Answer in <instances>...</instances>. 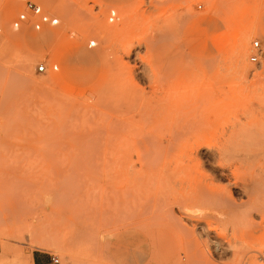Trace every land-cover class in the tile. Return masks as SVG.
<instances>
[{
	"label": "rangeland",
	"instance_id": "rangeland-1",
	"mask_svg": "<svg viewBox=\"0 0 264 264\" xmlns=\"http://www.w3.org/2000/svg\"><path fill=\"white\" fill-rule=\"evenodd\" d=\"M174 110L210 121L213 156L192 173L252 207L242 230L260 240L249 255L263 258L264 0H0V253L25 261L46 251L59 264H264L233 261L222 229L201 239L215 263L169 238L174 220L195 222L152 193L196 150L165 155L135 124ZM215 238L227 245L219 253Z\"/></svg>",
	"mask_w": 264,
	"mask_h": 264
},
{
	"label": "bare ground",
	"instance_id": "bare-ground-1",
	"mask_svg": "<svg viewBox=\"0 0 264 264\" xmlns=\"http://www.w3.org/2000/svg\"><path fill=\"white\" fill-rule=\"evenodd\" d=\"M176 108L178 109L179 107L176 106ZM209 123V120H196V113L190 117L187 113H184V110L183 113L174 110L173 113L164 118L153 119L147 123L135 124L137 127L135 131L148 138L151 145L154 143L152 139L159 140L160 147L165 155H171L178 150H183L186 154L190 146H192L191 149L194 148V152L196 150V155L194 159H192L191 165L185 164L179 169L173 170L172 172L169 170L166 173L164 178V189L158 193H152L153 199L157 201L158 198H160L169 205L171 203V198H173L180 210L184 211L186 217L195 222L193 229L190 230L182 221L174 220L173 223H170L168 234L169 238H172V240L177 243V247L183 250L190 259L202 258L205 262L207 260L215 263L214 261H216V258L214 259V256L208 258L205 255L201 239L205 237L206 239H204V241H206L213 233L216 235L219 229H222L225 231L222 239L226 240L228 247L233 249V261L238 263H255L257 260H262L264 257L258 258L256 256H250L248 253V251L258 253H261V251L257 249L260 242L259 238L253 236L251 232L242 230V228L249 227L252 224L251 215L246 213V206L244 204H236L232 198L226 196L224 194L225 192L222 190L215 188L211 182L206 179L199 180V174L197 177L192 173L193 167L194 169H196V167L203 168V163L200 161V158H206L207 160L204 161V164H207L211 161L210 157L213 156L208 144L212 138L208 139L207 137L208 128L210 126ZM204 148H206L207 151L204 152ZM222 161L225 162L223 156ZM196 172L198 171L196 170ZM233 173L235 172L233 171ZM233 173L231 174L234 175ZM173 176L180 178L179 182L181 185L179 191H174V193L171 194L170 185ZM246 208L252 209L250 206ZM196 226L199 227L200 234L195 233L194 228ZM228 228L232 232V240H228L226 236ZM249 228H251V226ZM0 238L2 241L4 240V235L2 233H0ZM220 239L221 238H215L212 240L214 251L217 253L221 250L223 251V247H227V245L224 246V244L220 242ZM210 240L211 239H209V242L211 243ZM4 257L6 258V256ZM27 260L29 261V259ZM201 260L198 259L197 261ZM15 262H17V260Z\"/></svg>",
	"mask_w": 264,
	"mask_h": 264
},
{
	"label": "crops",
	"instance_id": "crops-1",
	"mask_svg": "<svg viewBox=\"0 0 264 264\" xmlns=\"http://www.w3.org/2000/svg\"><path fill=\"white\" fill-rule=\"evenodd\" d=\"M93 77H94V75H92V78H91L92 81H93ZM119 234L121 235L120 241L123 239L125 241V243H131L132 242V241L129 242V240H131V237L129 236V233L127 231L126 232L121 231ZM4 256H6V258ZM52 258H53V256L51 254H49L48 252L37 250V251L32 252L29 256H27L25 261H23V260L18 261L17 260V262H15L16 260H13V259L7 257V255L1 251V253H0V264H53ZM27 259H29V261Z\"/></svg>",
	"mask_w": 264,
	"mask_h": 264
},
{
	"label": "built area",
	"instance_id": "built-area-1",
	"mask_svg": "<svg viewBox=\"0 0 264 264\" xmlns=\"http://www.w3.org/2000/svg\"><path fill=\"white\" fill-rule=\"evenodd\" d=\"M252 49L254 50V53L250 56L249 60L251 63H258L260 58V45L258 41H254L252 43ZM45 70L44 66L39 67V71L42 72ZM53 264H59V260L56 257L52 258Z\"/></svg>",
	"mask_w": 264,
	"mask_h": 264
}]
</instances>
